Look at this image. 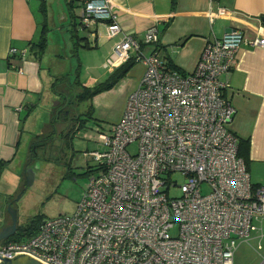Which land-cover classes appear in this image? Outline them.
Returning <instances> with one entry per match:
<instances>
[{
    "label": "built area",
    "instance_id": "built-area-1",
    "mask_svg": "<svg viewBox=\"0 0 264 264\" xmlns=\"http://www.w3.org/2000/svg\"><path fill=\"white\" fill-rule=\"evenodd\" d=\"M78 2L79 30L106 21L111 37L120 32L110 0ZM159 41L153 28L142 42L125 34L115 44L104 64L108 73L133 59L146 70L121 120L98 131L100 149L85 154L97 172L74 214L43 222L28 240L2 243V257L27 254L44 264H234L253 234L263 251L264 185L252 183L239 157L231 130L236 109L220 77L230 73L243 45L263 49L264 39L249 40L232 28L206 41L190 74L168 67ZM144 46L156 49L146 54ZM10 55L24 58L25 52ZM177 174L185 184L177 186ZM175 188L179 196H171Z\"/></svg>",
    "mask_w": 264,
    "mask_h": 264
},
{
    "label": "crops",
    "instance_id": "crops-1",
    "mask_svg": "<svg viewBox=\"0 0 264 264\" xmlns=\"http://www.w3.org/2000/svg\"><path fill=\"white\" fill-rule=\"evenodd\" d=\"M177 1L176 8L173 9V0H110L121 30L111 37L109 23L101 21L91 29L81 31L86 32L89 38H85L86 43L80 45L89 58V54H92L96 62L93 65L88 60L87 70L95 73H90L89 80L82 85L92 89L108 80L112 74L106 72L104 64L115 44L125 34L133 35L142 42L146 33L156 28L159 31L160 41L157 47L161 58L172 62L186 74L194 72L206 41L222 38L232 28L240 30L249 40L264 39V0ZM59 2L62 7L57 5ZM69 2L56 0L54 4H50V0H0V161L7 164L4 170L0 168V184L2 174L19 157L26 128L24 114L26 111L39 110L43 102L48 105L54 99L53 89L59 88L58 78H54L50 64L45 68V60L49 51L54 54V48L60 49L63 46L58 43L54 34L57 44L53 47L51 33L71 25L68 15L71 9L67 6ZM77 7L74 12L76 21L80 17L82 5L78 3ZM45 27L48 48L39 61L31 47L41 38ZM12 49L25 52V57H11ZM143 49L146 54H150L156 47L144 46ZM69 52L72 53L71 49ZM80 55L79 53V59ZM80 64L82 65L81 59ZM145 68L143 65L140 71L131 72L130 76L135 80H130L128 87L126 86L124 107L115 123L121 120L130 95L140 85ZM220 82L224 85V96L236 109L231 130L239 142L249 143L248 171L254 176V185L262 186L264 48L243 45L230 73L221 76ZM96 99L99 98H94L93 101ZM63 151L65 152V148ZM252 238L253 242L258 241L257 234Z\"/></svg>",
    "mask_w": 264,
    "mask_h": 264
},
{
    "label": "rangeland",
    "instance_id": "rangeland-1",
    "mask_svg": "<svg viewBox=\"0 0 264 264\" xmlns=\"http://www.w3.org/2000/svg\"><path fill=\"white\" fill-rule=\"evenodd\" d=\"M55 2L56 0H50V4ZM54 34H56L55 37L58 43L63 46L60 49L54 48V54L50 53V51L48 52L45 68L47 65H51V69H48L52 70L55 79L66 76L70 77L71 82L74 83L78 74L80 83L86 84L90 78V73H95L93 70H87L89 68L87 62L90 60L93 65L96 62L93 60L92 54H89V58L87 53L80 49L81 65L79 53L74 54L73 46L77 43L85 44L86 41L84 39L89 38V35L86 32H81V30L75 31L73 25H69L59 31L57 30L55 33H51L53 47H56L57 44ZM72 34H75L77 39L72 37ZM70 49L72 53L69 52ZM147 52L149 53V51ZM142 67V64H136L128 75L121 79L111 90L97 95L95 98L99 99H96L95 102L92 100L89 103L77 106L74 96L80 90L78 87L68 84L67 87L70 88L62 86L56 89L61 92L62 89L66 88L69 94V101H72L68 110L71 111V115L74 117L85 115L84 113L93 107V117L88 121L87 128L75 138L72 137L65 152H61L64 144H67L63 140L64 133L66 134L71 129L73 123L72 121H58L52 126L51 121L57 108V98L54 97L48 105L43 102L39 110L26 111L23 117L26 128L23 133V145L19 157L2 174L0 207L5 211V215L0 219L1 227H6L11 223L7 206L10 200L16 201L14 208L19 210L17 234L21 233V240L30 238V234L33 232L32 226H40L43 222L60 215L74 214L91 177L97 172L86 174L88 168L96 169L97 164L92 158L86 160L85 154L100 149L97 141L98 131L108 132L111 130L123 110L124 97L127 91L126 86L128 87L130 80H135L130 74L132 71L135 73L134 70L140 71ZM62 123L67 124L63 125ZM54 133L55 140L51 143V147H48V151L43 153L42 149H38L41 159L34 168V182L30 187H27L26 177L22 176V173L30 155L31 143L44 140L49 136H53ZM137 148V144L132 145L129 147V151L135 154ZM173 179L177 182V186H181L186 182V179L180 174L174 175ZM251 181L253 184L255 183L253 175L251 176ZM207 191L208 188L205 187L204 192ZM179 195V189L175 188L171 191V196ZM29 228L30 230H27ZM258 245L259 241L252 242L251 246L247 244L241 245L236 252L234 262L237 264H264V239L262 240L263 251H257Z\"/></svg>",
    "mask_w": 264,
    "mask_h": 264
},
{
    "label": "trees",
    "instance_id": "trees-1",
    "mask_svg": "<svg viewBox=\"0 0 264 264\" xmlns=\"http://www.w3.org/2000/svg\"><path fill=\"white\" fill-rule=\"evenodd\" d=\"M75 2H76V0H73V1L69 2L67 6H68V8L70 7V9H71V13H69V16L71 19V25H73L75 31H78V24H77V21L75 20L76 17H75V13H74L76 10L74 7ZM177 2H178L177 0H173V7H174L173 9L176 8ZM43 31L44 32H43V35L41 36V38L37 42L33 43L32 47H31V50L33 51L36 58L39 59V61H41L43 59V57L47 51V48H48V39H47V33H46L47 28L45 27L43 29ZM72 37H75V39H77V36L75 34H72ZM73 48H74V54H78L79 50L84 48V47H82L80 45V43H77L73 46ZM167 63H168V67L170 69L180 71L179 69H177L173 65L172 62L168 61ZM136 64L137 63L135 62L134 59L129 61L128 63H126L125 65H123L119 69H117L114 73H112V75L108 78L107 81L97 85L95 88H92V89H88L80 83V79H79L78 74H77L75 82H74L75 84L71 82L70 77L64 76L62 78H58L57 79V87H62V86L64 87L65 86L66 88H70V87H67L68 84H70L72 86H76L80 89V90H78V92L74 96V98L76 100V102H75L76 105L78 106L80 104L89 103L97 95H100L102 93H105V92L111 90L121 79L125 78L128 75L130 70L134 66H136ZM58 83H60V85H58ZM66 88L62 89L61 92L53 89V93H54L53 98L56 97L57 102L61 103L62 105H66L69 102V104H67L68 105L67 108H69L70 105L72 104V101H69V98H68L69 94L67 93ZM92 111H93V107L88 109V111L84 113L85 115L77 116V118H76L77 120H75L76 123L71 127V129L66 134L64 133V137H63L64 139L63 140H65L67 142V144L65 143L66 145L64 144L63 148L66 149V147L69 146V141L72 140V137L75 138V136H77L81 131H84L87 128L88 121L91 120L93 117ZM60 118H61V116H59V108H56L55 113L53 115V120L51 121L52 126L54 124H56ZM54 138L52 136H49L48 141H52ZM40 143H46V141L44 142V140H41V141H37V142H32V147L35 148ZM249 147L250 146H249L248 142H246V141H240L239 142V157L245 161L247 168H249V162H250ZM42 150H43V153H46L48 151V147H46V149H42ZM61 152H64V151L62 150ZM44 160H51V159H44ZM56 161L59 162L58 159H56ZM28 163H29V161H28ZM28 163L26 164L24 172L22 173V176H24V177H26V168L29 165ZM6 166H7V164L2 163L0 161L1 170H2V168L4 170V168ZM95 170L96 169L88 168L86 174H90L92 172H95ZM24 192H25V190H24ZM32 227H33L32 228L33 232L30 234V238L32 236H34L39 229V226H32ZM27 230H30V228ZM20 235H21V233L16 234L14 237H12L11 239H8L6 241H22L20 239ZM6 241H4V242H6Z\"/></svg>",
    "mask_w": 264,
    "mask_h": 264
},
{
    "label": "water",
    "instance_id": "water-1",
    "mask_svg": "<svg viewBox=\"0 0 264 264\" xmlns=\"http://www.w3.org/2000/svg\"><path fill=\"white\" fill-rule=\"evenodd\" d=\"M69 1L71 2L73 0H69ZM78 3H79L78 0H76V2L74 4L75 9L78 8L77 7ZM58 4H59V7L62 5V4L60 5V2L57 3V5ZM64 18H66V14L64 15ZM69 19H70V16H69ZM34 175H35L34 168H29L27 170V176H26L27 187H30L33 184ZM15 202L16 201H14V200H10L7 204L8 214L11 217L12 224L8 227H5L3 230H1L3 227H1V220H0V230H1V232H0V244L3 241L11 239L18 232L19 210L14 208ZM4 212L5 211H3L2 208L0 207V219H2L4 217V215H5ZM0 264H44V263H42L41 261H39V260H37V259L33 258L32 256L27 255V254H19L15 258L2 257V255L0 254Z\"/></svg>",
    "mask_w": 264,
    "mask_h": 264
},
{
    "label": "flooded vegetation",
    "instance_id": "flooded-vegetation-1",
    "mask_svg": "<svg viewBox=\"0 0 264 264\" xmlns=\"http://www.w3.org/2000/svg\"><path fill=\"white\" fill-rule=\"evenodd\" d=\"M67 104H69V102ZM67 104L66 105H62L61 103H58V102L56 104L57 108H59V116H61V118L59 119V121L60 122H63V121H72V123L74 125L76 123L75 120H77L76 119L77 117H74V116L71 115V111L68 110V108H67L68 105ZM62 124L65 125L67 123H62ZM48 139H49V137L46 138V139H44V142L46 141V143H40L35 148H33L32 147V144H31V151H30V155L28 157V161H29L28 164L29 165L26 168V176H27V170L29 168H35V165L37 164V162L39 161V159H41V158H39L38 149L39 148L40 149H46V147H49V148L51 147V143H53V140L52 141H48ZM42 160H44V159H42ZM11 224H12V222L10 224H8V226H10ZM8 226H6V227H8ZM4 228L5 227H3L1 230H3ZM1 230H0V232H1ZM2 243H4V241Z\"/></svg>",
    "mask_w": 264,
    "mask_h": 264
}]
</instances>
